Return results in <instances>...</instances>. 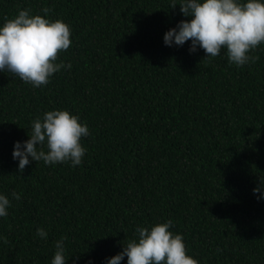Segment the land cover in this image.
I'll list each match as a JSON object with an SVG mask.
<instances>
[{
	"label": "trees",
	"instance_id": "trees-1",
	"mask_svg": "<svg viewBox=\"0 0 264 264\" xmlns=\"http://www.w3.org/2000/svg\"><path fill=\"white\" fill-rule=\"evenodd\" d=\"M0 264H264V0H0Z\"/></svg>",
	"mask_w": 264,
	"mask_h": 264
}]
</instances>
